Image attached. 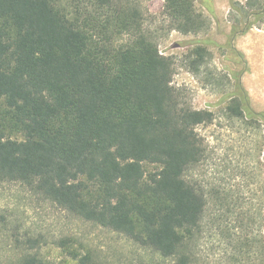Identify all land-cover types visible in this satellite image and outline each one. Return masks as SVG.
I'll return each instance as SVG.
<instances>
[{"label": "trees", "instance_id": "trees-1", "mask_svg": "<svg viewBox=\"0 0 264 264\" xmlns=\"http://www.w3.org/2000/svg\"><path fill=\"white\" fill-rule=\"evenodd\" d=\"M194 2L167 0L185 34L207 23ZM239 5L243 27L233 25V39L264 26V0ZM208 54L192 48L189 68L198 71ZM174 71L132 2L0 0V179L126 235L151 254L135 264H214L199 250L214 198L218 221L234 214L238 223L230 254L216 262L264 264V163L256 212H238L241 196L231 202L226 188L209 193L193 178L207 156L197 127L216 115L182 102ZM238 87L242 95L230 99L226 115L259 128L264 111ZM59 246L76 264H103L71 238ZM20 264L50 263L27 251Z\"/></svg>", "mask_w": 264, "mask_h": 264}, {"label": "rangeland", "instance_id": "rangeland-1", "mask_svg": "<svg viewBox=\"0 0 264 264\" xmlns=\"http://www.w3.org/2000/svg\"><path fill=\"white\" fill-rule=\"evenodd\" d=\"M123 1L138 7L161 53L172 58V83L181 93L182 102L195 109L212 110L216 115L213 123L197 127L207 146V156L191 175L209 193L221 187L234 196L231 202L241 196L243 208L238 212L252 207L256 212L263 178L264 122L260 121L259 128L254 123L248 127L225 113L230 99L242 95L238 81L251 107L264 111V26L257 24L232 38L233 25L243 27L237 7H245L248 0H195V9L207 23L201 31L190 34L175 27L166 11L167 0ZM197 45L205 46L209 54L205 64L193 71L186 56ZM217 214L213 198L199 250L202 257L215 260L214 264L226 251L230 254L231 233L238 225L234 214L225 223L218 221ZM62 238H71L79 249L92 250L103 264H135L151 258L149 251L126 235L69 212L32 186L0 179V264H20L27 251L39 254L50 264H76L59 246ZM29 239L36 241L34 249H30Z\"/></svg>", "mask_w": 264, "mask_h": 264}]
</instances>
